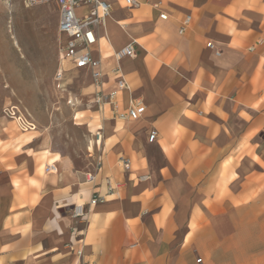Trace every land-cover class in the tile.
<instances>
[{"label": "crops", "instance_id": "0c3cea01", "mask_svg": "<svg viewBox=\"0 0 264 264\" xmlns=\"http://www.w3.org/2000/svg\"><path fill=\"white\" fill-rule=\"evenodd\" d=\"M106 1L113 8L94 27L91 58L104 92L115 89L119 66L129 86L118 94L119 108L139 96L145 111L115 119L111 106L92 102L91 70L63 63V78L82 71L92 87L84 102L96 114L91 159L84 172L58 160L42 171L38 155L48 142L39 139L34 155L25 148L15 164L0 163V264H231L238 174L252 167L239 154L251 152L264 128V0ZM129 44L133 56L117 60L115 51ZM11 120L23 133L36 131ZM15 168L29 177L15 183ZM106 177L116 185L107 195ZM97 192L105 200L89 205ZM75 204L83 218L71 215Z\"/></svg>", "mask_w": 264, "mask_h": 264}, {"label": "rangeland", "instance_id": "374dc122", "mask_svg": "<svg viewBox=\"0 0 264 264\" xmlns=\"http://www.w3.org/2000/svg\"><path fill=\"white\" fill-rule=\"evenodd\" d=\"M57 20L54 3L27 6L24 0H0V163L15 164L27 152L34 155L40 139L42 144L48 142L46 153L38 155L43 157L38 163L42 171L58 160L62 168L84 172L91 159L88 149L93 150L90 131L96 123V114L84 104L92 87L88 88L89 78L77 70L69 71L59 83L55 80L62 45ZM9 26L18 47L10 38ZM75 97L80 102L72 104ZM8 104L31 118L36 131L21 132L4 113ZM32 136L34 142L25 144ZM249 150L239 154L238 160L246 159L252 167L248 175L238 174V200L233 203L236 239L229 242L225 256L231 264H264V128ZM16 153L19 156L14 159ZM14 173L15 183L29 177L16 168Z\"/></svg>", "mask_w": 264, "mask_h": 264}, {"label": "built area", "instance_id": "2783aa9c", "mask_svg": "<svg viewBox=\"0 0 264 264\" xmlns=\"http://www.w3.org/2000/svg\"><path fill=\"white\" fill-rule=\"evenodd\" d=\"M125 6L137 7L139 6L138 0H124ZM27 6H35L45 3H54L58 9L57 29L62 36V45L59 51V63L60 67L55 73V80L59 83L63 78V63L70 64L73 68H87L91 70V76L96 86V91L93 96L92 102L97 106L102 107L109 105L112 107V112L115 119L118 120H137L145 111V105L143 99L139 96L130 97L124 108L118 106V94L121 91L128 90L129 86L125 79L119 75V66H116L114 72L116 76V87L110 91L104 92L102 88L103 72L100 68L99 61L91 58L90 46L95 43L96 36L94 33V27L102 25L105 19L109 16L111 6L106 0H24ZM85 8V11L79 13L77 9ZM161 19H166V14L160 13ZM191 17L185 16L178 31L183 33L190 23ZM209 47L212 44H207ZM252 47L250 48V50ZM114 56L117 60L122 59L125 56H133L132 45H126L125 47L115 51ZM4 113L10 119L17 121L19 126L24 130H33L36 127L35 122L21 113L15 105H9L4 108ZM156 138V131L151 130L148 135L150 142ZM124 168H129V159L125 158L121 160ZM52 165L47 166L46 170L52 169ZM100 168V162L96 164L95 172H89L86 174V181L93 183L96 179L97 172ZM145 178V177H142ZM141 178V179H142ZM105 195L115 192L116 185L106 177L104 179ZM105 200L103 194L96 193L91 197L88 204L95 205L98 202ZM71 215L73 217L83 218L85 212L82 205H73L71 207ZM80 255V251H77ZM200 260V259H198ZM85 264V263H84Z\"/></svg>", "mask_w": 264, "mask_h": 264}, {"label": "bare ground", "instance_id": "6f19581e", "mask_svg": "<svg viewBox=\"0 0 264 264\" xmlns=\"http://www.w3.org/2000/svg\"><path fill=\"white\" fill-rule=\"evenodd\" d=\"M9 27H10V30H8V32L10 34V38L13 40V44L18 47L19 45H18V40H17V37L15 35V32H14V30H12L11 26H9ZM44 144H47V142H45Z\"/></svg>", "mask_w": 264, "mask_h": 264}]
</instances>
